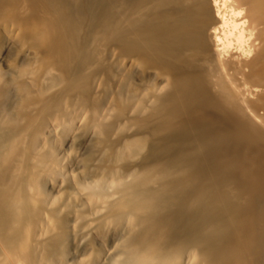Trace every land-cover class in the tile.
I'll return each mask as SVG.
<instances>
[{"label": "bare ground", "instance_id": "1", "mask_svg": "<svg viewBox=\"0 0 264 264\" xmlns=\"http://www.w3.org/2000/svg\"><path fill=\"white\" fill-rule=\"evenodd\" d=\"M0 264H264V0H0Z\"/></svg>", "mask_w": 264, "mask_h": 264}, {"label": "rangeland", "instance_id": "2", "mask_svg": "<svg viewBox=\"0 0 264 264\" xmlns=\"http://www.w3.org/2000/svg\"><path fill=\"white\" fill-rule=\"evenodd\" d=\"M66 149H68V146H66ZM47 190L48 191H51L52 193V196H57L58 193H59V190L58 189H51L50 186L47 187ZM112 244V241L110 240V238L106 239V241L100 246V245H97L96 247H98L99 249H101L103 251V254H104V250H107V248L109 246H111ZM79 254L78 252V248H77V245L76 244H73V245H70V248H69V263L75 258V256H77ZM102 252H99V257L102 259L104 256H103Z\"/></svg>", "mask_w": 264, "mask_h": 264}]
</instances>
